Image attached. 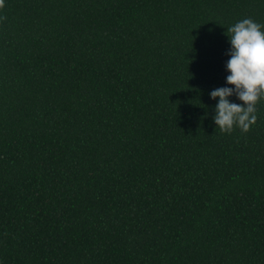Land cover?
<instances>
[{
    "label": "trees",
    "instance_id": "trees-1",
    "mask_svg": "<svg viewBox=\"0 0 264 264\" xmlns=\"http://www.w3.org/2000/svg\"><path fill=\"white\" fill-rule=\"evenodd\" d=\"M244 18L264 0L0 2V264H264V100L228 133L208 95Z\"/></svg>",
    "mask_w": 264,
    "mask_h": 264
},
{
    "label": "clouds",
    "instance_id": "clouds-1",
    "mask_svg": "<svg viewBox=\"0 0 264 264\" xmlns=\"http://www.w3.org/2000/svg\"><path fill=\"white\" fill-rule=\"evenodd\" d=\"M227 32L225 86L208 93L216 101L212 120L222 132L234 126L246 132L257 120V103L264 100V24L244 18ZM233 96L242 103L230 101Z\"/></svg>",
    "mask_w": 264,
    "mask_h": 264
}]
</instances>
